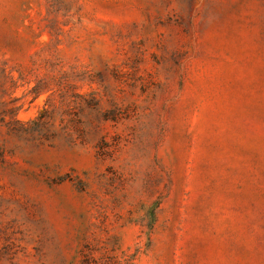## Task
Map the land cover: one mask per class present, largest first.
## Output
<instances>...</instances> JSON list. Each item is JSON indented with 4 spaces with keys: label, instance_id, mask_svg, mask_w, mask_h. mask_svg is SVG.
<instances>
[{
    "label": "rangeland",
    "instance_id": "374dc122",
    "mask_svg": "<svg viewBox=\"0 0 264 264\" xmlns=\"http://www.w3.org/2000/svg\"><path fill=\"white\" fill-rule=\"evenodd\" d=\"M0 264H264V0H0Z\"/></svg>",
    "mask_w": 264,
    "mask_h": 264
}]
</instances>
